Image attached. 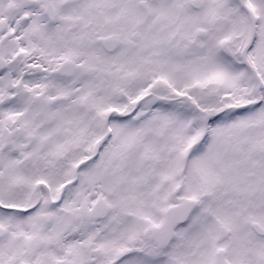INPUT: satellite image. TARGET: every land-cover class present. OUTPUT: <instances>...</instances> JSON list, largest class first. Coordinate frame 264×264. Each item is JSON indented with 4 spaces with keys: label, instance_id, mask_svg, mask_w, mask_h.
Instances as JSON below:
<instances>
[{
    "label": "snow or ice",
    "instance_id": "1",
    "mask_svg": "<svg viewBox=\"0 0 264 264\" xmlns=\"http://www.w3.org/2000/svg\"><path fill=\"white\" fill-rule=\"evenodd\" d=\"M0 264H264V0H0Z\"/></svg>",
    "mask_w": 264,
    "mask_h": 264
}]
</instances>
